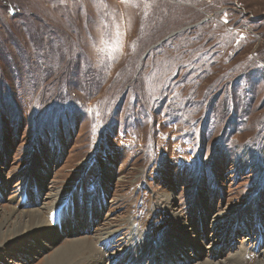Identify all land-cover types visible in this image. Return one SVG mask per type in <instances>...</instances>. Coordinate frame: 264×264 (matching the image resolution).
I'll list each match as a JSON object with an SVG mask.
<instances>
[{"label":"rangeland","instance_id":"1","mask_svg":"<svg viewBox=\"0 0 264 264\" xmlns=\"http://www.w3.org/2000/svg\"><path fill=\"white\" fill-rule=\"evenodd\" d=\"M259 166L264 0H0V264L86 235L70 264H202L217 219L215 263L264 264ZM36 208L57 240L6 256Z\"/></svg>","mask_w":264,"mask_h":264},{"label":"bare ground","instance_id":"2","mask_svg":"<svg viewBox=\"0 0 264 264\" xmlns=\"http://www.w3.org/2000/svg\"><path fill=\"white\" fill-rule=\"evenodd\" d=\"M28 172V171H27ZM114 174H111L110 172L107 171V179L110 180L113 177ZM110 178V179H109ZM42 179L44 180L43 176L41 177V180L39 179L38 182L41 183ZM40 185H42V189H43V184L41 183ZM69 190V189H67ZM67 190H61L62 192H57L56 197L61 198V196L65 195L68 191ZM42 194V193H41ZM53 195V194H52ZM55 197V198H56ZM174 197V194H168L167 196V200L172 201V198ZM30 198V197H29ZM56 200V199H55ZM73 205L75 206L76 204V200L75 198H73L72 201ZM171 203V202H169ZM47 205L48 203H44L43 205ZM172 204V203H171ZM42 205V206H43ZM51 206H54L53 208H51ZM59 206V205H58ZM56 202L55 204H51L48 208L50 211L55 210L56 208ZM16 207H14L11 211V213H9V216H12L13 214L17 213V210L15 209ZM44 208V207H43ZM45 209V208H44ZM43 209V210H44ZM236 209L232 208V211L234 212ZM229 211V210H228ZM68 214L71 215V210H67ZM231 213V212H230ZM216 214V213H215ZM219 214V213H218ZM227 214V213H226ZM173 219L174 221L177 219L180 221V218L183 217V215L181 213H173ZM216 216V215H215ZM219 216V215H218ZM216 216V218L218 217ZM225 216V215H224ZM248 216V215H247ZM221 217V216H220ZM9 218V217H7ZM17 220H15L13 223H11V229H9L5 234H4V242L3 244L11 239V245L9 247H4L1 249V251H5L6 252V256L8 255L9 257L11 256H18V257H22L24 260H26V258L29 255V258L32 257H36L37 255H39V252H41V250L39 249H44V248H50L53 243L57 240V238H53L52 240L50 237L51 232H55L53 229L49 230L48 226L50 225V222L48 219L45 218L44 213L41 212V209H32V210H25L23 212L20 213V215H18ZM10 220V219H9ZM215 220V219H214ZM220 219H217L216 222V226L215 228H220L222 227L221 225L224 224L222 223V221L217 222ZM213 221V220H212ZM7 221L4 220L3 223H1V225H6ZM205 223L204 221L202 222V224ZM199 224V223H198ZM185 226V227H184ZM224 226V225H223ZM6 227V226H5ZM51 227V225H50ZM189 228V224L185 223L184 225H181V230H186ZM3 228V227H2ZM207 228V227H206ZM213 229V231H215V237L216 239H212V237L210 238L211 240V245L209 244V246H207L206 248L208 249L207 252V258L204 262H202V264H214L215 262L213 261V258L215 256H217V254L220 252L221 249L218 250V248L221 246H219L218 244H224L225 243V236H223V234L218 233L219 231L216 229ZM174 229H176L177 231L179 230L178 228H176L175 226L172 229V232H174ZM212 229V228H211ZM49 230V231H48ZM73 232L76 231V229H72ZM72 230L70 229V233H72ZM180 230V231H181ZM222 230V229H221ZM28 231V232H27ZM36 231V232H35ZM69 231V230H68ZM27 232V233H25ZM59 232V231H58ZM65 232V231H64ZM112 232V231H110ZM109 230H107V233H109ZM114 232V231H113ZM179 232V231H178ZM39 233L43 234L40 238L37 237L38 243H36L35 246L32 245L31 241H27L26 239H24L25 234L30 235V236H34V238L36 239V235H38ZM67 233V232H66ZM104 233V232H102ZM54 234V233H53ZM57 234H61V233H57ZM101 234V233H99ZM185 234V233H184ZM112 235H116L115 233H113ZM112 235H109L108 237H112ZM178 235H180V233H178ZM87 236V235H86ZM86 236H82L81 238H77V239H73L71 240V242H69L68 244H66L64 247H61L59 250H57L54 254H52L51 256H49L46 261L43 264H70L72 261L75 260L76 257H78L77 255L82 252L84 253L89 247H91L93 245V243H89L88 238ZM186 236V235H185ZM184 236V237H185ZM104 237V236H103ZM101 237V238H103ZM188 237V236H187ZM60 238V236H59ZM133 239L137 238V235H133L132 237ZM181 238V237H180ZM189 238V237H188ZM28 239V238H27ZM98 239V238H97ZM101 240V239H100ZM107 240V238H106ZM189 240L194 241L195 243L198 244V246L196 245H192V250L194 251V254L196 255V257H199L200 254L203 251L202 245L201 247L199 246L201 243L199 240H197L196 236H194L193 238H189ZM34 241V239H33ZM98 241V240H97ZM102 241V240H101ZM245 241V240H244ZM262 243V242H261ZM261 243H254L253 246H255V244L258 247H262ZM167 244V243H166ZM188 245V243L186 242V240H184L183 242H176V249L175 251H177V249H183V253H182V259L181 261L185 262V261H189L192 257L191 256H187L186 253L184 252V250H186L185 246ZM37 247V248H36ZM190 247V246H189ZM222 247V246H221ZM220 247V248H221ZM92 249V248H90ZM254 250V249H253ZM100 251V250H99ZM97 254V253H96ZM123 254V253H122ZM193 254V253H192ZM151 256V255H150ZM234 256H241L240 254H234ZM2 257V256H0ZM4 258V257H3ZM29 258L27 259L29 261ZM83 258V257H82ZM264 258V257H262ZM77 259V258H76ZM87 259V258H86ZM189 259V260H188ZM102 260V259H101ZM230 260V259H229ZM239 260L241 262H244L243 259H241L239 257ZM10 261V260H9ZM79 261V260H78ZM77 261V262H78ZM104 261V260H103ZM232 262V260H230ZM227 261V262H230ZM102 262V261H101ZM225 262L224 264H231V263H227ZM105 263V262H102ZM235 263V262H234ZM263 263V262H262ZM6 264V263H5ZM10 264V263H9ZM26 264V263H25ZM73 264V263H72ZM91 264V263H90ZM108 264V263H107ZM113 264H117L115 261L113 262ZM217 264V263H215ZM219 264V263H218Z\"/></svg>","mask_w":264,"mask_h":264},{"label":"trees","instance_id":"3","mask_svg":"<svg viewBox=\"0 0 264 264\" xmlns=\"http://www.w3.org/2000/svg\"><path fill=\"white\" fill-rule=\"evenodd\" d=\"M259 169H264V168L259 166Z\"/></svg>","mask_w":264,"mask_h":264},{"label":"snow or ice","instance_id":"4","mask_svg":"<svg viewBox=\"0 0 264 264\" xmlns=\"http://www.w3.org/2000/svg\"><path fill=\"white\" fill-rule=\"evenodd\" d=\"M227 22V21H226Z\"/></svg>","mask_w":264,"mask_h":264}]
</instances>
